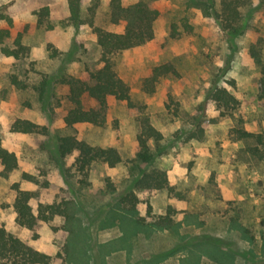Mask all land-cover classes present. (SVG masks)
Masks as SVG:
<instances>
[{"label":"rangeland","instance_id":"374dc122","mask_svg":"<svg viewBox=\"0 0 264 264\" xmlns=\"http://www.w3.org/2000/svg\"><path fill=\"white\" fill-rule=\"evenodd\" d=\"M90 1L81 0L82 15ZM149 1L158 11L153 39L123 51L116 61L133 101L162 135L157 142L147 141L150 158L143 161L137 145L140 111L123 102L109 99L103 126L63 124L68 103L61 76L84 78L99 66L91 27L65 22L67 0H0L12 19L4 44L14 47L16 34L27 26L22 43L29 48L18 59L0 52V140L18 162L7 175L0 165V225L50 255L48 264H86L88 256L87 264H264V102L258 97L260 72L249 55L250 45L261 38L264 62L263 10L258 0L241 7L240 28L234 32L221 29L215 15L204 14L205 5L192 3L206 2L218 11L220 0ZM44 5L50 29L35 26L33 11ZM107 10L108 0H99L94 24L121 31V24L108 21ZM182 19L190 24L189 32ZM171 24L180 32L176 38L169 36ZM167 61L178 75L162 77L146 94L142 79ZM215 88H224L234 101L224 106L215 100ZM15 119L48 131H11ZM237 130L252 136L241 139ZM67 133L115 147L121 162L114 167L96 163L82 175L72 155L60 157L55 150L56 137ZM152 169L164 171L166 186L135 188L133 179ZM15 186L32 193L33 210L56 204L74 215L72 226L86 237L85 245L72 241L77 262H67L64 248L70 237L64 215L40 223L36 238L16 222ZM128 190L138 198L136 217L149 221L170 207L172 225L149 226L124 237L119 219L107 223V216L118 195Z\"/></svg>","mask_w":264,"mask_h":264},{"label":"trees","instance_id":"16d2710c","mask_svg":"<svg viewBox=\"0 0 264 264\" xmlns=\"http://www.w3.org/2000/svg\"><path fill=\"white\" fill-rule=\"evenodd\" d=\"M251 1L220 0L218 11L214 10L212 5L205 4L206 2L192 3L197 7H200L201 4L202 6L205 5L207 10L206 8H202L204 14L215 15L221 29L224 31L232 30L236 32L240 28V8L246 6ZM258 1L264 13V0ZM98 3L99 0H91L86 8V13L82 15L81 0H67L68 15L65 22L75 27L82 24L91 27L99 49V66L92 70H87L84 78L71 75L61 76L60 82L66 87L65 99L68 103L62 121L68 128H73L77 124L103 126L106 122L108 101L111 98L125 103L129 108L138 109L140 111L138 117L140 132L137 135L138 155L141 160L147 161L150 158L147 141L153 140L157 142L162 138V135L151 124L149 116L143 112V106L133 101L129 85L116 71V61L123 51L141 46L153 39L154 23L158 16V11L151 6L149 0H136L128 4H124L123 0H108V21L111 24L122 25L121 31H112L94 24ZM5 8L4 4L0 6V19L6 24V27L0 28V52L5 56L18 59L29 51L28 46L22 43L23 33L27 26L16 34L12 42L14 47L4 44L5 38L10 35L9 28L12 26V19L4 12ZM210 9H213L211 10L212 12ZM33 14L37 28H52L47 5L34 10ZM182 25L186 32L191 30V26L186 19H182ZM170 29L169 36L171 38H176L180 35L175 24H171ZM261 42L262 39L258 38L250 45L249 55L260 72L258 97L264 102V62L260 52ZM167 75H178L173 63L167 61L154 65L151 68L150 74L142 79L141 90L146 94L153 93L158 81ZM13 81L15 82V80ZM211 96L215 100L223 102L224 106L234 101L232 94L224 88H215ZM10 130L22 133L42 134L48 131L45 126H40L25 119H15L11 123ZM237 132L241 139L252 136V134L244 130H237ZM55 150L60 157L72 155L73 166L84 176L88 175V171L93 164L100 163L108 167H114L122 160L115 147L92 145L86 140L77 137L74 133L58 135L56 137ZM0 165L2 166L3 175H7L9 172L15 170L18 165L15 154L6 149L1 144V140ZM23 175L25 177L29 176L27 174ZM132 184L135 188L161 189L166 186V176L164 171L158 169L142 171L140 176L133 179ZM15 188L16 194L12 202V208L16 215V222L30 230L32 237L36 238L40 223L50 220L56 214L64 215L66 218L65 228L69 231L70 237V246L67 243L64 248L68 256L67 262L70 260L71 263L72 260H76V255L74 254L77 251H75L72 241H78V243L81 241L82 243L83 240L85 243L86 237H82V234L85 235V231L81 232L80 227L72 226L73 220H75L74 215L70 214L66 208L56 204L39 205L36 210H33L29 203L32 193L28 190L18 189L16 186ZM111 189L114 191V188L111 187ZM129 190L118 195L115 203L116 206L112 207L107 216V223H112L116 219H119L124 237H130L136 230L141 228H149V226L169 227L172 225V209L170 207H168L164 215L155 216L149 221L136 217L138 198L135 193ZM147 211L148 215H150L149 207ZM82 229L85 230L84 228ZM77 231H80L81 234L77 233ZM82 245L85 244L82 243ZM50 259V255L31 246L0 225V264H48ZM88 259L89 256L86 259L87 263ZM145 264H152V262L147 261Z\"/></svg>","mask_w":264,"mask_h":264}]
</instances>
